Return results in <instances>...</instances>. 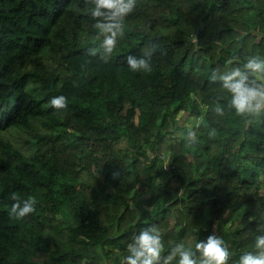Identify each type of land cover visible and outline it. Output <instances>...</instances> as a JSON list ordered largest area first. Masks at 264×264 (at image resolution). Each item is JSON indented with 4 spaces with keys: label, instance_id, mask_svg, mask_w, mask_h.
<instances>
[{
    "label": "trees",
    "instance_id": "1",
    "mask_svg": "<svg viewBox=\"0 0 264 264\" xmlns=\"http://www.w3.org/2000/svg\"><path fill=\"white\" fill-rule=\"evenodd\" d=\"M92 7L0 0V264H123L150 225L164 255L215 234L237 264L264 225V113L215 116L229 94L210 77L264 58V0H137L106 62ZM12 193L36 211L12 219Z\"/></svg>",
    "mask_w": 264,
    "mask_h": 264
},
{
    "label": "clouds",
    "instance_id": "2",
    "mask_svg": "<svg viewBox=\"0 0 264 264\" xmlns=\"http://www.w3.org/2000/svg\"><path fill=\"white\" fill-rule=\"evenodd\" d=\"M137 0H85L93 5L91 17L95 21L96 40L99 47L88 49V55L99 54L105 62L113 53L119 38L124 36V20L136 7ZM156 52L153 45L145 50L140 57L129 55L126 63L133 72L150 73L151 60ZM212 82L219 81L229 94L226 106L217 98L212 108L217 117H224L226 109L234 111L243 118L259 117L264 113V58L250 56L242 66H236L224 73L213 72ZM49 104L57 112L67 109L68 100L65 96L50 99ZM210 138L216 136L213 129L208 133ZM189 145L196 143V132L189 129L186 133ZM116 173L113 177H116ZM13 203L8 215L12 219L23 220L36 211L34 197L22 199L17 193L11 194ZM259 234L254 240L253 250L243 253L237 264H264V225L259 226ZM128 254L123 264H228L231 253L225 241L215 235H209L205 240H199L194 247L183 242L176 244L164 255V243L159 229L150 225L142 229L129 244Z\"/></svg>",
    "mask_w": 264,
    "mask_h": 264
},
{
    "label": "rangeland",
    "instance_id": "3",
    "mask_svg": "<svg viewBox=\"0 0 264 264\" xmlns=\"http://www.w3.org/2000/svg\"><path fill=\"white\" fill-rule=\"evenodd\" d=\"M194 119L193 118H191V119H189V120H182V122H184V125H185V127H184V129H182L180 132H179V136L181 137V136H185V128L186 127H189V126H191L193 123H194ZM123 141H125V142H128V140L127 139H124ZM125 144V143H124ZM162 157H163V159L165 160V164H166V166L168 165V156L167 155H162ZM262 191L264 192V186L262 187ZM70 215V221H71V223H75V220L76 219H74V218H71L72 216H71V214H69ZM238 224V220H235V221H233V224L232 225H237Z\"/></svg>",
    "mask_w": 264,
    "mask_h": 264
}]
</instances>
